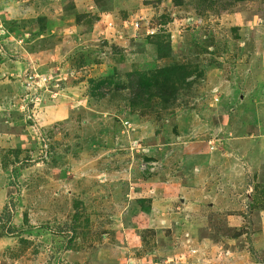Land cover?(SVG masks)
<instances>
[{"label": "rangeland", "instance_id": "rangeland-1", "mask_svg": "<svg viewBox=\"0 0 264 264\" xmlns=\"http://www.w3.org/2000/svg\"><path fill=\"white\" fill-rule=\"evenodd\" d=\"M0 264H264V0H0Z\"/></svg>", "mask_w": 264, "mask_h": 264}]
</instances>
